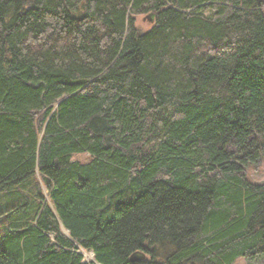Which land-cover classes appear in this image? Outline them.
Returning a JSON list of instances; mask_svg holds the SVG:
<instances>
[{"label": "trees", "instance_id": "obj_1", "mask_svg": "<svg viewBox=\"0 0 264 264\" xmlns=\"http://www.w3.org/2000/svg\"><path fill=\"white\" fill-rule=\"evenodd\" d=\"M260 163L264 0H0V264H264Z\"/></svg>", "mask_w": 264, "mask_h": 264}, {"label": "rangeland", "instance_id": "obj_2", "mask_svg": "<svg viewBox=\"0 0 264 264\" xmlns=\"http://www.w3.org/2000/svg\"><path fill=\"white\" fill-rule=\"evenodd\" d=\"M140 19H141L140 22L143 24V26L146 27L149 25L150 22L147 17L146 18L140 17ZM76 157L79 158L80 160L85 159L84 156H76ZM247 176L249 180H251L254 183H263L264 182V164L260 163V165H258L255 168L253 167L248 168ZM79 252L82 253L84 261H91L92 254L90 252H85L82 250H79ZM232 264H263V262L259 258H256V260H253V261H249V260L239 257V258H236Z\"/></svg>", "mask_w": 264, "mask_h": 264}, {"label": "water", "instance_id": "obj_3", "mask_svg": "<svg viewBox=\"0 0 264 264\" xmlns=\"http://www.w3.org/2000/svg\"><path fill=\"white\" fill-rule=\"evenodd\" d=\"M147 18L151 19L152 15L146 16ZM151 21V20H150ZM144 254L142 252L136 251L130 255V260H140L144 258Z\"/></svg>", "mask_w": 264, "mask_h": 264}]
</instances>
